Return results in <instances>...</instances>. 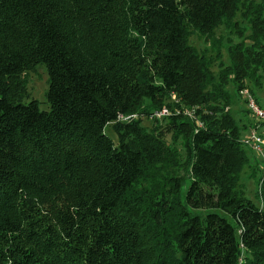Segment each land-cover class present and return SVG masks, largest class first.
Here are the masks:
<instances>
[{"label":"trees","instance_id":"16d2710c","mask_svg":"<svg viewBox=\"0 0 264 264\" xmlns=\"http://www.w3.org/2000/svg\"><path fill=\"white\" fill-rule=\"evenodd\" d=\"M221 28L215 73L190 39ZM40 64L47 111L22 103ZM247 82L264 0H0V264H264V208L236 190L249 126L224 111Z\"/></svg>","mask_w":264,"mask_h":264},{"label":"rangeland","instance_id":"374dc122","mask_svg":"<svg viewBox=\"0 0 264 264\" xmlns=\"http://www.w3.org/2000/svg\"><path fill=\"white\" fill-rule=\"evenodd\" d=\"M259 1V0H256ZM120 19L124 22L125 19ZM241 23V20H240ZM242 25L240 24V27ZM225 36V30L223 28L219 29L218 32H215L213 38L206 42L202 39H199L197 37H192L190 39V44L197 48L199 52H202V50H207L208 52H211V60H212V71L217 72L218 71V63L222 62L224 64L227 63L226 57L224 55V44L225 39H221V37L224 38ZM131 40V38H129ZM232 41L234 43L238 42L239 39L236 36H232ZM217 46L219 48H217ZM221 52V53H220ZM221 59V60H220ZM48 76L46 69L44 65H35L33 68L26 70L21 75V84L23 90H25V93H28V98L24 99L22 101L23 104L29 103L31 100L36 101L38 108L42 111L48 110V105L46 104L45 100V93L48 89ZM245 87H248L251 92L254 93V95H259L262 93V96L264 97V86L260 88V85H257L259 87H253V83L247 82L245 83ZM252 87V88H250ZM228 91L226 95V99H228L227 105L224 107V111L230 113L233 115L234 120L236 121L238 127L244 123H247L246 125L249 126V128L253 125V119L250 113L247 115L245 112V103L243 99V92H247L249 95L248 89H243L242 93L240 95H237L233 91L232 88L227 87ZM255 100V96L251 95ZM230 97V98H229ZM257 101V100H256ZM176 103L179 104V100L176 99L175 96H170V98L165 101V104L163 107H166L170 113L173 112L172 110H175V107L173 105H176ZM166 104H170V107L166 106ZM161 107V109L163 108ZM158 111V110H156ZM151 120L157 119L158 122L157 125H164L166 123V120L169 118L167 117H157L152 118ZM142 126L147 128L148 130L151 129L153 123L152 121H148L145 117H142ZM241 129V128H240ZM247 129V128H246ZM246 129L240 130V141L242 142L244 138L247 136ZM104 133L113 141L116 142V135L112 131V128L110 125L106 126L104 129ZM177 147H181V141L177 142ZM243 146H246L242 143ZM249 149V148H248ZM248 157H246V160L244 163H242L238 168L237 173V185L236 190L243 194L246 198L251 200L256 206L259 208H264V160L263 158L249 149ZM159 167L156 168L158 170ZM186 188V187H185ZM184 188V190H185Z\"/></svg>","mask_w":264,"mask_h":264},{"label":"built area","instance_id":"2783aa9c","mask_svg":"<svg viewBox=\"0 0 264 264\" xmlns=\"http://www.w3.org/2000/svg\"><path fill=\"white\" fill-rule=\"evenodd\" d=\"M243 99L246 110L253 119V125L247 131L246 138L242 143L247 148L259 154L264 160V106H261L251 95L243 92ZM170 113L166 107L152 113V118L167 117ZM135 115H121L116 122H125L134 119Z\"/></svg>","mask_w":264,"mask_h":264},{"label":"crops","instance_id":"0c3cea01","mask_svg":"<svg viewBox=\"0 0 264 264\" xmlns=\"http://www.w3.org/2000/svg\"><path fill=\"white\" fill-rule=\"evenodd\" d=\"M255 98L261 106H264V97L262 96V93H260L259 95H256Z\"/></svg>","mask_w":264,"mask_h":264}]
</instances>
